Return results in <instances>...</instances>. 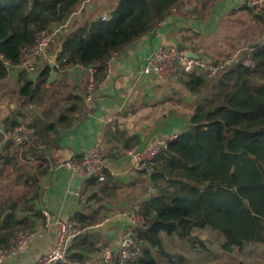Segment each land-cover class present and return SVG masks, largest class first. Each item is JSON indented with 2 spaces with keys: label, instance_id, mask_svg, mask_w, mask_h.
Returning <instances> with one entry per match:
<instances>
[{
  "label": "trees",
  "instance_id": "16d2710c",
  "mask_svg": "<svg viewBox=\"0 0 264 264\" xmlns=\"http://www.w3.org/2000/svg\"><path fill=\"white\" fill-rule=\"evenodd\" d=\"M84 1L0 0V98L2 84L18 69L22 50L35 45L41 33L67 23ZM188 1L192 0H115L107 19L105 12L87 15L86 21L80 19L54 45L61 47L60 51L54 49L58 52L56 73L66 75L78 66H96L97 81L102 82L114 55L156 31ZM241 9L264 24V11ZM249 49L252 68L242 64L227 68L214 81L205 75L183 73L179 77L199 97L188 115L189 129L169 141L153 162L151 173L137 171L139 178L127 183L137 187L136 212L145 220L136 230L135 258L127 264L184 263V256L166 249L162 234L204 248L195 232L210 229L222 236L221 247L227 253L241 252L251 244L264 248V37ZM38 70L35 78L18 70L16 96L21 105L1 121L5 131L27 123L36 130L37 141L45 145V149H31L19 158L4 157L0 152V169L10 168L7 180L22 188L0 194L3 250L12 247L17 234L34 232L44 222L39 203L41 180L52 168L48 152L59 146L62 130H72L87 117L83 108L87 83L78 93L65 80L48 84L49 62ZM9 93L4 92L3 98ZM109 130L102 145L109 152L108 161H115L119 140L125 137ZM123 143L129 149L139 140L129 137ZM31 158L34 161L27 162ZM24 163L35 165L26 167ZM123 184L109 169L103 180H86L81 193L84 208L71 218L78 223L80 234L70 246L67 261L57 264H85L101 252L103 236L97 226L107 214L102 205L110 197L118 200Z\"/></svg>",
  "mask_w": 264,
  "mask_h": 264
},
{
  "label": "crops",
  "instance_id": "0c3cea01",
  "mask_svg": "<svg viewBox=\"0 0 264 264\" xmlns=\"http://www.w3.org/2000/svg\"><path fill=\"white\" fill-rule=\"evenodd\" d=\"M114 1H84L67 21L69 26L61 39L66 35L70 26L71 29L78 26L80 19L86 21L87 15L94 12H105L104 16L108 17L107 12L109 8H113ZM242 2L243 0L184 2L160 25L157 32L154 31L144 36L124 51L114 55L110 60L101 88L95 93V106L92 114L81 119L72 130H62L59 146L48 152L52 168L50 175L41 180L42 195L39 208L47 207L57 221L70 220L75 213L83 210L81 197L83 179L63 165L67 161L81 158L86 152L92 150L98 139L105 138L107 128L125 137L119 140L120 144L116 151L119 158L115 161H108L111 175L124 183L128 180L133 182L139 176L125 157V151L128 149L124 147L123 140L131 137L139 140L137 145H149L168 136L180 135L189 129L188 115L195 108L193 102L199 96L193 95L184 86L181 78L160 80L155 76L143 75L141 69L149 56L161 47L178 46L184 51L200 55L205 51H210V47H205L206 40H212L218 33L221 37L228 35L226 36L229 38L228 41H244L248 29L243 26L244 23L239 17L240 14L248 11L241 9ZM78 18L80 19L77 20ZM54 49L60 51L61 47L57 46ZM232 49L234 47H231ZM228 52L230 51L217 50V57ZM57 53L55 50V54ZM207 54L216 56L215 52ZM57 68L58 64H56ZM18 70L11 73L10 81L12 80L16 89L9 93L7 96L9 100L5 102L10 112L17 108V105H21L16 96ZM60 80H65L70 86L76 88V92L80 93L84 87L86 88L85 68L78 66L70 69L66 75L57 74L56 82ZM133 203V201L122 200L118 205H114L104 201L102 205L103 210H107V214L97 228L99 227L100 230L104 227L103 231L100 230L103 244L106 242L107 245L113 246L114 251L118 250L119 239L121 240L122 233L128 224L124 215L121 216L115 212H129L127 210L133 207ZM133 209L136 210L137 206L135 205ZM42 224L38 228H41ZM57 232V225H51L46 231L39 233L36 239L16 258L3 264H30L38 260L55 248ZM165 237V234L161 235L164 245Z\"/></svg>",
  "mask_w": 264,
  "mask_h": 264
},
{
  "label": "built area",
  "instance_id": "2783aa9c",
  "mask_svg": "<svg viewBox=\"0 0 264 264\" xmlns=\"http://www.w3.org/2000/svg\"><path fill=\"white\" fill-rule=\"evenodd\" d=\"M241 5L255 11V13L264 11V0H243ZM105 19H107V16H104ZM67 27L68 23H65L53 30L41 33L35 45L22 50L18 69L28 72L31 77H37L40 62L48 59L50 47L61 39ZM195 56H193L192 52L184 51L178 46L161 47L157 51H154L145 61L141 73L146 76H155L160 80H177L183 73L195 74L197 76L205 75L208 79L214 80L227 68L239 64L246 66L252 63L250 52L246 54L244 59L228 57L223 61H217L197 54ZM109 65L110 61L107 63V69ZM85 73L87 88L83 108L84 113L89 116L94 110L95 93L101 88L102 82L98 83L97 81L99 71L96 66L86 68ZM0 133L3 134L1 154L4 157L19 158L23 156L24 152H28L31 149H45V145L36 139V130L26 124L16 126L9 131H5L1 126ZM177 136H168L149 145H136L131 147L125 151V157L135 172L147 170L151 173L155 159L167 148L169 141L175 139ZM108 158L109 152L103 147L102 138H100L92 150L86 152L79 159L75 158L67 161L63 166L82 177L83 190L87 179L91 177H96L100 180L104 179L105 170L109 169ZM29 161H34V158H31ZM40 212L44 219L41 228H37L34 232L28 231L17 234L9 250L0 248V264L16 258L20 252L36 239L39 233L46 231L53 224H56L58 227L55 248L30 264H57L67 260L70 246L80 234L78 223L71 219L57 221L47 207L40 208ZM124 216L128 224L126 230L122 233L118 250L103 249L101 254H96L92 261H88L85 264H115L116 261L118 264H127L135 258L133 245L136 230L144 226L145 220L136 210L131 213H126Z\"/></svg>",
  "mask_w": 264,
  "mask_h": 264
},
{
  "label": "rangeland",
  "instance_id": "374dc122",
  "mask_svg": "<svg viewBox=\"0 0 264 264\" xmlns=\"http://www.w3.org/2000/svg\"><path fill=\"white\" fill-rule=\"evenodd\" d=\"M239 18L244 23L243 26H246V28L248 29L246 39L244 41L242 42L241 41H238V42L228 41L229 38H226V36L228 35H224L221 37V34L218 33V35L214 37L212 40H206L205 47L206 48L210 47V51H205L204 53H201L200 55L205 56L210 59H215L217 61H223L224 59L228 57L236 58V59H240V58L244 59L248 52L251 53V50L249 48L252 45L258 43L264 37V24L259 23L258 21H255L252 15L249 13V11L245 14H240ZM79 19L80 18H78L77 20ZM237 29L240 30L239 28ZM234 31L235 29L233 30V32ZM230 33H231V30H230ZM55 46L52 45L50 47L49 52H48V59L41 61L40 65L44 64L45 62H49V64H51V62L53 61V58L56 55L54 53ZM231 47H234V49L231 50ZM217 50H229L230 52L224 53L223 55H221V57H217L218 55ZM214 52L216 53V56L207 54V53H214ZM246 67L252 68L253 64L249 63L248 65H246ZM214 80H211V81H214ZM11 81L9 79L2 84V93H1V98H0V121H2L5 117L9 116V114L11 113L10 108L5 106V102H7L9 99L3 98L4 92L6 91L12 92L16 89L15 84H13ZM195 103H196V100L193 102V104ZM195 107H196V104H195ZM2 148H3V141L0 143V152ZM23 165L24 166L26 165V167H30L31 165H35V164L28 165L24 163ZM0 172H1L0 174V194L12 192L15 189H18L19 191H21L22 188L19 185L16 186L13 182H11V180H7V178L9 177L8 175L11 172L10 168H7V169L1 168ZM129 182H131V180H128L126 184H123L124 186L119 191V194H118L119 199L117 201H115L112 197L107 198L104 201L110 204L118 205V203L122 200H129L130 202L131 201L134 202L133 203V207H134L136 205V200L138 199V195L136 193L137 187H134V188L128 187L127 183ZM133 207L130 210H127L129 212H123V211H116V212L114 211V212L115 214L122 216V215H125L126 213L134 212ZM101 213L103 214V212ZM100 230L103 231L104 227L101 228ZM195 236H197L204 242L205 244L204 248H200V247L193 248L190 244L178 239L175 236L173 238H169L167 236L164 238L166 249L170 253L174 255H182L185 257L186 261L184 263H178V264H239L241 262L245 264H264V248L261 245L251 244V245H248L241 252L234 250L232 253H227L221 247L223 244V238L216 231H213L210 229H205L202 231L197 230L195 232ZM119 241L121 242L120 239ZM103 249L113 250V246L107 245L105 242V244H103L102 246V250ZM159 264H168V262L164 260H160Z\"/></svg>",
  "mask_w": 264,
  "mask_h": 264
},
{
  "label": "water",
  "instance_id": "95a60500",
  "mask_svg": "<svg viewBox=\"0 0 264 264\" xmlns=\"http://www.w3.org/2000/svg\"><path fill=\"white\" fill-rule=\"evenodd\" d=\"M192 54H193L194 57H196L194 53H192ZM57 60H58V54L55 55V57L53 58V61L50 64L51 74H50V77H49V80H48V84L49 85L54 84L56 82V80H57V73H56ZM1 126H2V124H1V121H0V127ZM152 192L154 193L155 191L153 190Z\"/></svg>",
  "mask_w": 264,
  "mask_h": 264
},
{
  "label": "bare ground",
  "instance_id": "6f19581e",
  "mask_svg": "<svg viewBox=\"0 0 264 264\" xmlns=\"http://www.w3.org/2000/svg\"><path fill=\"white\" fill-rule=\"evenodd\" d=\"M27 256V255H26Z\"/></svg>",
  "mask_w": 264,
  "mask_h": 264
}]
</instances>
